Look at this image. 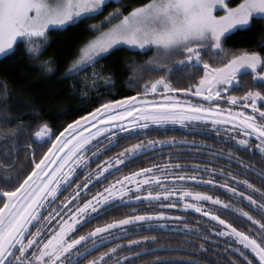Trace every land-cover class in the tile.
<instances>
[{"label": "snow or ice", "instance_id": "obj_1", "mask_svg": "<svg viewBox=\"0 0 264 264\" xmlns=\"http://www.w3.org/2000/svg\"><path fill=\"white\" fill-rule=\"evenodd\" d=\"M107 5L108 0H0V56L14 54V46L17 45L18 40H21L27 44L26 53L29 59L40 60L46 51L50 28L56 27L63 30L67 26H75L85 20L94 19L103 13ZM220 11L224 14L218 15ZM256 19L264 20V0H240L235 7H230L226 0H147L146 3L132 8L127 15H124L120 9H116L109 13L99 26L91 25L88 31L94 33V37L78 46L64 78L71 79L82 72H87L103 56L119 45L145 51H151L154 48L157 58L143 65H137L136 79H130V85L143 82L142 91L138 89L143 98L130 96L114 102H102L100 107L95 108L87 116L68 124L59 135L52 133L46 122L37 126L33 142L40 141L41 147L51 143V147L43 154L39 162H36L33 155L34 167L22 182L19 181V177L16 178L15 183L12 182L11 177L0 178V183L5 185L0 187V205H2L0 206V264H81L79 258H86V254L89 253L86 244L89 239L95 247L97 237L100 242L107 239L105 233L114 235L112 230L115 229L126 232L128 225L164 219V217L128 215L126 218L98 226L86 236L81 235L79 238L70 239L69 237L80 228L94 219L118 210L122 204L131 202L133 198L137 202L151 203L161 201L162 196L164 200H167L176 191L180 192L181 200L190 197L194 201L185 203V209H193L210 217L223 229L217 232V235L231 237L236 245L242 246L235 247L233 251L239 253L244 264H264V222L255 219L243 208H236L231 203H225L219 197L214 198L206 192L177 188L169 190L163 183L168 179V175H157L151 167L142 168L131 176H125L123 180H118L115 184L105 187L103 191L96 192L91 199L85 198L82 204L78 203L74 210H70L72 214L68 219H62V222L47 235L40 227H37L34 232L30 231L34 221L39 223L41 218L39 210L44 206V202L49 197L55 200L61 185L68 184L71 176L75 174L76 168L71 165L75 164L77 167L86 165L88 160L84 153L91 151L89 148L91 142L105 133H110L113 126L118 127L122 132H131L133 128H147L149 122L183 125L186 121L205 123L210 121L219 134L218 125L231 124L232 128L227 131L236 130L244 137L241 139L231 137L238 147L245 150L251 148L250 139L255 137L259 141L255 148L264 160V93L247 91L243 96L229 95L228 104L233 106L239 104L243 109L251 111L250 113L233 112L228 109L226 117L223 115L224 109L204 108L202 105L184 107L172 95V93L183 91L185 95L191 93L211 102L220 98L222 93L236 90L240 84L239 77L249 74L261 88H264V56L256 51H244L233 54L228 59V54L223 47L224 42L234 31L249 29ZM113 21L118 22L113 23ZM105 25L111 26L105 31L102 30ZM258 47L264 48V41ZM208 49L214 50L216 55H224L227 62L223 63V67H213L204 61L201 52ZM169 61L180 66L181 70L191 68L197 73L202 66L203 76L197 83L184 89L173 86L170 77L165 74H161L158 79H145L143 73L172 72ZM51 65V58L41 60V66L49 72L52 71ZM91 76L95 86L97 73L93 71ZM192 79L194 80L195 77L193 76ZM104 83L111 84V79H105ZM0 90H2L0 94L6 95L7 85L0 84ZM157 93L163 96L162 101L147 99L150 94L155 96ZM15 119L18 118L11 116L7 103L0 107V138L15 141L24 133L25 127L22 123L17 124L15 128L9 127ZM126 119L131 121V127H125L123 121ZM97 124L104 126L97 127ZM85 125L89 128L96 127V131L94 133L89 131V134L85 136L83 134ZM53 136H55L54 141ZM108 139L109 143H112L111 136ZM151 143L149 142V146ZM145 147L143 144H134L121 152L114 164L106 162V166L100 169L96 177L97 182L109 169L130 161ZM60 153L63 155L61 156ZM93 155L97 153L94 152ZM53 164L56 165L55 168H52ZM65 166H68L67 172L64 171ZM155 167L157 171L163 173L170 166L165 164ZM172 167L181 168L180 165ZM0 168H4V165L0 164ZM203 170L208 171L207 168ZM139 177L143 179H138ZM175 178L181 181L186 178L192 179L197 184L215 187L213 179L201 180L196 176L185 177L184 175H176ZM231 179L236 178L231 177ZM125 182L135 184V190L127 188ZM237 183L245 185L252 192L260 193L264 197V192L247 180L237 181ZM117 184L120 185L119 188L116 187ZM144 185L157 186L163 191L154 194L152 190H148L147 195H141ZM82 187L87 189L88 183ZM220 187L233 196L242 197L250 206H256V211L264 218V200L258 203L252 195H245L243 191L230 187L226 182ZM126 197L127 200H125ZM79 198L80 193L77 192L71 200L62 205V209H67L69 204ZM201 202L220 206L225 210V216L235 213L237 217H243L250 222L251 227L247 232L240 231L234 226L239 222L238 220L233 219V222L229 223L219 214L204 211ZM56 214L59 215L60 211L58 210ZM52 219L54 217L45 218L48 224H51ZM148 239L145 237L144 241H130L129 248L132 245L146 244ZM82 242L85 243L82 244ZM77 246H82L84 250L80 251ZM119 247L118 245L102 253L98 259L90 261L89 264H108V260ZM74 249L76 251H73ZM245 250H250L256 257V261L249 259ZM134 255L138 257L140 253L136 252ZM72 257L78 259L73 260ZM124 260L128 264H134V261H130L127 256ZM115 264H120V260L117 259Z\"/></svg>", "mask_w": 264, "mask_h": 264}, {"label": "trees", "instance_id": "obj_2", "mask_svg": "<svg viewBox=\"0 0 264 264\" xmlns=\"http://www.w3.org/2000/svg\"><path fill=\"white\" fill-rule=\"evenodd\" d=\"M146 2L147 0L108 2L103 13L94 19L85 20L75 26H67L63 30H50L45 46L46 51L40 60L29 59L26 53L27 44L22 41L17 43L14 54L10 53L0 59V84H6L8 88L6 95L0 94V107L7 103L11 116L18 118L9 125L10 128H15L20 123L25 127L24 133L15 141L0 138V164L4 165V168H0V178L8 176L15 183L16 178L19 177V181L22 182L34 167L33 155L36 162H39V159L47 152L51 143L41 147L40 141L33 142L34 132L39 124L46 122L52 133L59 135L68 124L87 116L95 108L100 107L102 102H114L130 96L141 97L138 89L142 91L143 82L130 85V79H136L137 65H143L157 58L155 49L138 52L116 48L102 57L87 72H82L71 79H65L62 75L75 57L78 46L94 37V33L88 31L91 25L99 26L105 17L116 9H120L124 15H127L132 8ZM239 2L240 0H229L228 5L235 7ZM115 22L118 21H113ZM110 26L105 25L102 30ZM262 41H264V20L256 19L249 29L233 32L224 42L223 47L225 53L228 54V59L233 54L244 51H256L264 56V48L258 47ZM210 55L215 57V60L205 61L204 59V61L213 67H220L227 62L223 54L216 55L211 49H208L202 56L208 58ZM48 58L52 60L51 72L41 66V60ZM168 63L172 72L143 73L145 79H158L161 74H165L170 77L173 86L184 89L197 83L202 76V67L197 73L191 68L181 70L180 66L172 61ZM93 71L97 73L95 86H93L91 76ZM108 78L111 79V84L106 85L104 81ZM86 79L87 83H85ZM239 79V85L245 84L248 91L264 93V88H261L250 74L241 75ZM176 93L181 98L191 95V93L185 95L183 91ZM236 96H242V94H236ZM206 126L207 123L202 121H192L184 127L148 124L147 128H133L131 132L114 130L107 133L89 145L91 151L84 153L88 160L86 165L82 164L79 167L75 164L71 165L76 168L75 174L71 176L68 184L61 185L55 200L49 197L45 201L44 205L48 201L50 203L43 206L40 213L56 202L65 200V197L69 196L71 200L79 192L80 198L69 204L70 216L72 214L70 210H74L76 204H82L85 198L91 199L96 192L103 191L105 187L115 184L118 180H123L125 176H131L132 173L142 168L149 167L153 168L157 175H168V179L163 183L169 190L177 188L206 192L214 198L219 197L225 203H231L234 207L245 210L246 208L240 203L246 200L240 196H233L220 185L226 182L230 187H236L238 191H243L245 195H252L253 199L258 200L260 193L252 192L245 185L238 184L237 181L247 180L260 189L262 181L259 157L253 152L231 145L227 133L220 131L217 134L216 129H210L211 133L207 132ZM109 136L112 138V143H109ZM52 139L54 141L55 136ZM149 142H152L150 146ZM134 144H143L146 147L130 161L109 169L97 182L96 177L100 169L106 166V162L114 164L119 154ZM94 152L97 155H93ZM165 164L170 167L163 173L156 170L155 166ZM173 165H180L181 168L177 169L172 167ZM205 168L208 171H204ZM67 171L68 168L65 172ZM176 175L196 176L201 180L213 179L215 187L197 184L194 180L187 178L183 181L177 180ZM231 177L236 179L233 180ZM138 179H143V177ZM85 183H88L87 189L82 187ZM125 185L133 190L136 188L135 184L125 182ZM78 186L81 187L78 188ZM0 187H5V185L0 183ZM116 187L119 188L120 185L117 184ZM5 190L8 189L5 188ZM148 190H152L154 194L163 191L157 186L144 185L141 195H147ZM193 202L190 197L181 200L179 191L174 192L167 200H164L162 196L161 201L151 203L137 202L133 198L131 202L122 204L118 210L92 220L69 238H79L98 226L126 218L128 215L163 216L164 219H153L128 226L126 232L117 230L113 232L114 235L106 234L107 239L103 242L96 238L95 247L92 241L87 242L89 253L86 254V258H79L81 264H89L90 261L98 259L102 253L118 245L120 247L116 253L112 254L108 264H115L117 259L120 260V264H128L124 260L126 256L130 258V261H134V264H230V262L244 264L239 253L233 251L235 247L242 246L236 245L231 237L216 234L223 230L221 226L202 213L184 208L185 203ZM169 204L174 206L168 207ZM201 207L204 211L221 215V218L227 219L229 223H232L230 222L231 217L238 220L239 222L234 226L240 231L247 232L251 226L246 223L245 218L237 217L235 213L225 216V210L218 205L201 202ZM175 217H180V219H175ZM145 237L149 238L146 244L132 245L129 248L130 241H144ZM152 237L155 239H151ZM78 248L80 251L84 250L82 246ZM146 251L147 254H145ZM136 252H139L140 256H135ZM245 253L249 259L256 261V257L250 250H245ZM75 259L78 258L73 257V260Z\"/></svg>", "mask_w": 264, "mask_h": 264}, {"label": "flooded vegetation", "instance_id": "obj_3", "mask_svg": "<svg viewBox=\"0 0 264 264\" xmlns=\"http://www.w3.org/2000/svg\"><path fill=\"white\" fill-rule=\"evenodd\" d=\"M206 51H202L201 52V55H203ZM203 57V56H202ZM205 61H214L215 60V57L211 56L208 57V58H204ZM247 86L245 84H241L239 85L238 88H236V90H230L229 92L227 93H222V96L220 98H216L214 101H203V103L201 102V105L204 107V108H209V107H212V108H216V107H219L221 109H224L225 107H228V103H227V97L229 95H236V94H242V96L247 92ZM172 94H175V93H172ZM177 94V93H176ZM179 95V94H178ZM184 99H187V100H192V101H195L197 103H199V101L195 100V99H191L190 97H186ZM221 103V105H220ZM216 104H219L218 106H215ZM222 106V107H221ZM233 108H235L237 110V112L239 111H246L248 113H250V109H243L239 104L238 105H231ZM207 132L211 133L210 129L214 130L215 128L212 126L211 122H207ZM220 128V131L222 133H227L228 134V138L230 139V143L231 145H234L236 146L237 148L238 145L236 144V141L234 139L231 138V135L232 137H236L237 139H241V138H244L243 136H241L238 131L236 130H232V131H227L228 129H231L232 128V125H231V128H226V127H223V126H217ZM231 134V135H230ZM259 143V141H257L255 139V137H252L250 139V144L252 145L251 148L247 149L248 151L250 152H253L254 155H257L259 158V163L261 165L260 167V173H261V181H262V186L260 187V190L261 192H264V160L261 159V154L259 153V151L255 148V145ZM239 149H243V148H239ZM69 189V187H68ZM66 199L65 200H62V201H58L56 202L54 205H51L50 207L48 208H45L43 210V212L41 213V218L39 220V223H37L36 221L33 222V225H31L30 227V230L32 232L36 231V228L37 227H40L42 228V230L44 231L45 235H47L49 232H51L52 229L56 228L58 223L62 222V219H68L69 218V205H68V208L67 209H62V205L64 203H67V201L69 200V196L68 197H65ZM261 200H264V197H262L260 195L259 199L257 200L258 203L261 201ZM241 205H243L246 209L245 211H248L250 213V215H254L256 216L258 219L257 220H261V222H264V218H262V216L260 215L259 212L256 211V206H250L248 204L247 201H244L242 203H240ZM60 211V214L57 215V211ZM256 214V215H255ZM232 216V215H231ZM52 217H54V219L51 220V224H48L45 220V218H49L51 219ZM230 222H233V219L232 217L230 218ZM246 222V221H245ZM248 224H250V222H246ZM249 226V225H248ZM251 227V226H250ZM73 259V257H72Z\"/></svg>", "mask_w": 264, "mask_h": 264}, {"label": "rangeland", "instance_id": "obj_4", "mask_svg": "<svg viewBox=\"0 0 264 264\" xmlns=\"http://www.w3.org/2000/svg\"><path fill=\"white\" fill-rule=\"evenodd\" d=\"M120 0H108V2H119ZM226 2L228 3L229 2V0H226ZM218 15H223L224 13H223V11H220V12H218L217 13ZM50 30H62V29H59V28H56V27H52V28H50ZM49 30V31H50ZM107 30V29H106ZM105 30V31H106ZM237 31V30H236ZM235 32V31H234ZM19 42H21V40H18L17 41V43H19ZM15 47L16 46H14V49H15ZM116 48H125V49H128V50H131V51H138V52H145V50H139V49H133V48H130L129 46H127V45H119V46H117ZM115 48V49H116ZM154 49V48H153ZM107 55V54H106ZM105 55V56H106ZM3 57H5V56H0V59L1 58H3ZM104 57V56H103ZM70 66V65H69ZM202 67V66H201ZM220 67H223V65L222 66H220ZM68 69V68H67ZM67 69L65 70V72L67 71ZM65 72L63 73V77H64V74H65ZM202 76H203V71H202ZM201 76V77H202ZM193 91H194V89H193ZM173 95V97L176 99V100H179L180 101V103H181V105H183L184 107H187V106H189V105H201V102L203 103V101H205L204 99H203V97L202 96H195V95H193V94H191L190 95V98L191 99H195V100H197V101H199V103H197V102H195V101H192V100H187V99H184V98H181L178 94H172ZM138 99H141V98H143V97H137ZM147 99L149 100V101H152V100H155L156 102H160V101H162L163 100V96L161 95V94H159V93H157L155 96H153V95H149L148 97H147ZM219 104H216L215 106H218ZM220 105H221V103H220ZM219 105V106H220ZM229 106L228 107H225L224 108V110H225V112L223 113V115L226 117L227 116V110L228 109H231L233 112H237V110L235 109V108H233L230 104H228ZM222 107V106H221ZM81 119V118H80ZM80 119H78V120H80ZM93 123H96L95 121H93ZM123 123H124V125H125V127H131V121L130 120H125V121H123ZM141 123H143L142 121H141ZM190 122H185L183 125H181V124H173V123H164V124H161V125H177V126H180V127H184L185 125H188ZM148 124H153V123H151V122H149ZM219 126H223V127H226V128H231V124H226V125H219ZM97 127H103L102 125H100V124H97ZM84 132H83V134L85 135V136H87L88 134H89V131H91V132H95L96 131V127H91V128H89V126L88 125H85L84 126ZM114 130H119V128L118 127H115V126H113L112 127V131H114ZM107 133H105L104 135H101V136H99V137H97L96 139H94L92 142H91V144L92 143H94L95 141H98L100 138H102V137H104L105 135H106ZM231 135V134H230ZM231 137H232V135H231ZM71 145H69V147H70ZM66 150V149H65ZM68 168V166H65V168H64V170L65 169H67ZM52 200V199H51ZM49 203H50V201H48ZM48 202H47V204H48ZM45 203V202H44ZM47 204H45L44 205V207L45 206H47ZM42 208H40V212L42 211L41 210ZM31 227V226H30Z\"/></svg>", "mask_w": 264, "mask_h": 264}, {"label": "water", "instance_id": "obj_5", "mask_svg": "<svg viewBox=\"0 0 264 264\" xmlns=\"http://www.w3.org/2000/svg\"><path fill=\"white\" fill-rule=\"evenodd\" d=\"M74 122H75V121H74ZM74 122H73V123H74ZM71 124H72V123H71ZM102 126H104V125H102ZM34 139H35V137L33 136V140H34ZM50 147H51V146H50ZM65 151H67V149H66ZM60 155L62 156L63 153H60ZM55 167H56V165L53 164V165H52V168H55ZM65 170H66V169H65ZM65 170H64V171H65ZM206 217H207L208 219H210V217H208V216H206ZM210 220H211V219H210ZM212 221H213V220H212ZM142 222H148V221H141V222H138V223H142ZM214 222H216V221H214ZM138 223H137V224H138ZM216 223H217V222H216ZM217 224H218V223H217ZM128 226H132V225H128ZM128 226H126V227H128ZM117 230H119V229H115V230H112V231L115 232V231H117ZM87 234H88V233H87ZM87 234H86V235H87ZM106 234H107V233H105L104 235H106ZM86 235H85V236H86ZM97 238H98V237H97ZM90 241H92V240L89 239L87 242H90ZM87 242H86V243H87ZM84 243H85V242H82V244H84ZM77 247H78V246H77Z\"/></svg>", "mask_w": 264, "mask_h": 264}]
</instances>
